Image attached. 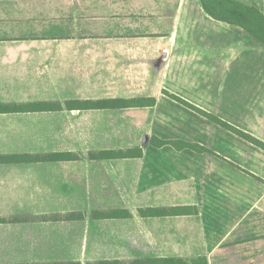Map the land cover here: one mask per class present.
Listing matches in <instances>:
<instances>
[{
    "label": "crops",
    "instance_id": "obj_1",
    "mask_svg": "<svg viewBox=\"0 0 264 264\" xmlns=\"http://www.w3.org/2000/svg\"><path fill=\"white\" fill-rule=\"evenodd\" d=\"M248 39L199 0H0V157L32 159L0 161V264H264V149L167 94L264 143V46Z\"/></svg>",
    "mask_w": 264,
    "mask_h": 264
},
{
    "label": "trees",
    "instance_id": "obj_2",
    "mask_svg": "<svg viewBox=\"0 0 264 264\" xmlns=\"http://www.w3.org/2000/svg\"><path fill=\"white\" fill-rule=\"evenodd\" d=\"M202 9L210 17L217 21H221L227 24L236 25L240 27L248 36L249 44L251 45H261L264 46V13L255 5H248L239 0H199ZM167 93V92H166ZM171 98L177 102L195 110L196 112L202 114L209 120L219 124L220 126L229 129L240 137L245 138L249 142L264 149V143L258 139L250 136L249 134L236 129L229 123L221 120L220 118L192 105L191 103L184 101L183 99L175 96L173 94L167 93ZM155 104V99L153 97L145 98H119L111 100H101V101H83L76 102V105L66 104L68 108L79 107V108H127V107H150ZM59 108V106H57ZM150 145L154 147H161L163 145H171L176 149L189 148L197 152H204L206 148L190 142H185L182 140H163L155 135H152L149 139ZM142 154V149L140 147H135L128 150H118V151H103L100 156H112V157H140ZM60 155H55V158ZM0 161H32L29 156H9L0 157ZM178 209H172V212H176ZM165 210H154L147 209L145 211L140 210L142 215H158L160 213H165ZM128 215L127 211L119 210L112 212L110 214H97L93 213L94 217H118ZM181 260L169 259V258H154L148 259L143 262L137 261L133 264H177L181 263ZM98 264H118L117 262H99Z\"/></svg>",
    "mask_w": 264,
    "mask_h": 264
},
{
    "label": "rangeland",
    "instance_id": "obj_3",
    "mask_svg": "<svg viewBox=\"0 0 264 264\" xmlns=\"http://www.w3.org/2000/svg\"><path fill=\"white\" fill-rule=\"evenodd\" d=\"M239 1H241V2H243V3H245V4H248V5H255V6H257L259 9H261L262 10V12L264 13V0H239ZM249 41H250V39H248V41H247V44L248 45H251V44H249ZM259 46V45H258ZM218 84H219V82H214V83H210V87H209V92H211V94L213 93H216V91H218ZM262 95H263V93H262ZM239 97V96H238ZM238 97L237 98H234L233 100H235L234 101V106L235 107H237L238 105H242L243 104V102H244V99L243 98H241V100H240V102H238ZM226 100H227V98H226ZM227 104V103H226ZM224 115H228V116H230V114L226 111V113L224 112ZM215 116H217V115H215ZM253 123V121H252V118H247V124L248 125H250V124H252ZM220 126V125H219ZM74 131H77V130H71V137L72 136H74ZM86 132H88L89 133V130H86ZM91 134V133H90ZM255 145V144H254ZM255 163H256V166L259 168V169H261V170H264V158H262V159H258V160H255Z\"/></svg>",
    "mask_w": 264,
    "mask_h": 264
}]
</instances>
